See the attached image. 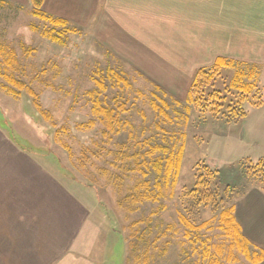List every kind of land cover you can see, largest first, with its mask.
I'll return each mask as SVG.
<instances>
[{
    "label": "rangeland",
    "instance_id": "1",
    "mask_svg": "<svg viewBox=\"0 0 264 264\" xmlns=\"http://www.w3.org/2000/svg\"><path fill=\"white\" fill-rule=\"evenodd\" d=\"M11 5L0 1V125L37 157H51L92 208L100 253L73 264H252L253 248L227 235L220 214L249 188L264 189V160L256 159L264 51L222 55L229 64L215 70L211 61L188 69L181 60V76L161 81L140 54L97 34V21L59 27L36 18L31 4ZM202 69L198 107L189 92ZM11 80L33 90L41 110ZM96 100L118 115V133L104 134ZM153 147L159 150L151 154ZM139 195L146 199L130 198ZM180 215L198 229L184 226Z\"/></svg>",
    "mask_w": 264,
    "mask_h": 264
},
{
    "label": "crops",
    "instance_id": "2",
    "mask_svg": "<svg viewBox=\"0 0 264 264\" xmlns=\"http://www.w3.org/2000/svg\"><path fill=\"white\" fill-rule=\"evenodd\" d=\"M43 12L81 25L97 21V34L140 54L161 81L181 76V60L190 69L207 61L214 65L225 54L264 51V0H45ZM160 52L170 56L163 59ZM166 64L173 67L165 72ZM186 81L180 80L191 82ZM259 145L256 159L264 160V129ZM36 155L0 125V264L86 263L100 253L99 236L91 235L92 208L49 158ZM233 210L243 239L264 264V191L249 188Z\"/></svg>",
    "mask_w": 264,
    "mask_h": 264
},
{
    "label": "trees",
    "instance_id": "3",
    "mask_svg": "<svg viewBox=\"0 0 264 264\" xmlns=\"http://www.w3.org/2000/svg\"><path fill=\"white\" fill-rule=\"evenodd\" d=\"M0 1H2V0H0ZM30 2H31L32 7H33V15L36 18H38L40 20H43V21H48L50 24L55 25V26H59V27L60 26H66L67 23H66L65 20L55 19V18H53V17H51L49 15H46L43 12V7H44L45 0H30ZM228 64H229L228 60H226L225 58L219 57V58L216 59L214 65H213V68H214V70L215 69H221V68L227 67ZM206 74H207V72H205L204 69H202L199 73H197V75L195 76V78H194V80H193V82L191 84V90L189 92L190 98L192 99L193 103H195V105H197L198 107H199L198 103H200L202 101V98H200V97L196 98L195 94L197 93L196 90L199 87V84H200L202 78L206 77ZM116 78H117L116 80L119 83L124 82L125 84H127V81L124 78H121L119 76H117ZM11 82H12L13 85L15 84L21 91H26L27 90V94H29L34 100L33 103H34L35 107L38 110H41L39 108V106L37 105V103H36L37 96H36V94L34 93L33 90H31L29 88H26L25 84L22 83V82H19V81H16V80H13V81L11 80ZM98 85L103 88V84L102 83H98ZM248 88L249 87H245V88L242 87L243 92H250V88L249 89ZM224 91L227 92L226 90H224ZM12 94H15V92H13ZM215 94H216V97L219 98L218 100L220 101V99H221L220 98V92L216 90ZM17 95H19V94H17ZM219 101L217 102V104L219 105L218 108L223 106V104H221ZM230 101L232 102L231 99H230ZM159 110H160V112L162 114H166L164 110H162V109H159ZM93 111H94L95 115L100 116L105 121V126H106L107 131L104 134L106 136L108 135V133H118L120 131L121 122L119 121L118 115L116 114V112L113 109H110V108H107V107H103L101 105V103H99V101L96 100L95 104L93 106ZM11 135L13 136V139L16 142H19L18 139L12 133H11ZM158 150H159V147H153V148H151L150 153L154 154ZM181 156H182L181 153H179L178 159H177L176 164H175V169H177V170L179 169L180 164H181ZM49 159L51 160V157H49ZM261 162H262V160L259 161V164H261ZM53 163L56 165L55 162H53ZM263 165H264V161H263ZM57 166H59V165L57 164ZM155 168L160 170L162 168L161 163L157 162L155 164ZM173 168H174V163L170 160L168 162V174H170V172L172 171ZM58 169H60V168L58 167ZM138 170H141L140 166H138ZM261 190L264 191L263 188H261ZM145 197H146V195H139V196H131L130 198L132 199V201L134 203H137V202L142 201L143 199H146ZM233 212H234L233 207H231L229 210H223L221 212V214H220V222H221V225H222V229H224L226 231L227 235L232 236L233 238H235L236 242L239 243L238 240H240V241H244L245 243H247L243 239V236L241 235L240 226L237 223L236 218L233 215ZM180 221H181V223L184 226L186 225L189 228L198 229L197 227L193 226L188 221V219H186L185 216H183V215H180ZM206 225H207V223H203L202 225L199 226V228L205 227ZM262 259H263V255H257V253H253L252 258H250V260L252 261L253 264H259L262 261Z\"/></svg>",
    "mask_w": 264,
    "mask_h": 264
}]
</instances>
